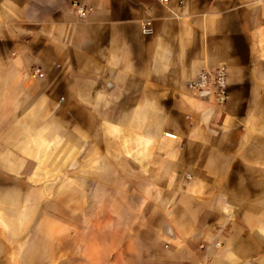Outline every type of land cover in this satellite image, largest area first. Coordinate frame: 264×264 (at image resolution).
I'll return each instance as SVG.
<instances>
[{
    "label": "clouds",
    "instance_id": "obj_1",
    "mask_svg": "<svg viewBox=\"0 0 264 264\" xmlns=\"http://www.w3.org/2000/svg\"><path fill=\"white\" fill-rule=\"evenodd\" d=\"M0 264H264V0H0Z\"/></svg>",
    "mask_w": 264,
    "mask_h": 264
}]
</instances>
